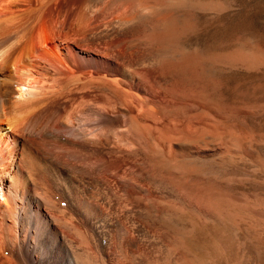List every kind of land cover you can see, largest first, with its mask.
Segmentation results:
<instances>
[{
	"label": "bare ground",
	"instance_id": "1",
	"mask_svg": "<svg viewBox=\"0 0 264 264\" xmlns=\"http://www.w3.org/2000/svg\"><path fill=\"white\" fill-rule=\"evenodd\" d=\"M182 1L0 0V264H206L176 213L227 200L163 170L205 151L154 87L158 58L126 52L162 46Z\"/></svg>",
	"mask_w": 264,
	"mask_h": 264
},
{
	"label": "rangeland",
	"instance_id": "2",
	"mask_svg": "<svg viewBox=\"0 0 264 264\" xmlns=\"http://www.w3.org/2000/svg\"><path fill=\"white\" fill-rule=\"evenodd\" d=\"M182 2L159 9L177 26L160 41L164 46L147 45L140 33L129 36L126 47L129 55L158 58L154 87L168 91L175 114L190 120L185 129L194 133L181 129L180 136L205 151L168 159L163 170L227 200L218 219L178 210L177 222L187 231L186 244L206 264H264V0ZM242 50H255V60L240 58Z\"/></svg>",
	"mask_w": 264,
	"mask_h": 264
},
{
	"label": "water",
	"instance_id": "3",
	"mask_svg": "<svg viewBox=\"0 0 264 264\" xmlns=\"http://www.w3.org/2000/svg\"><path fill=\"white\" fill-rule=\"evenodd\" d=\"M262 13V12H261Z\"/></svg>",
	"mask_w": 264,
	"mask_h": 264
}]
</instances>
